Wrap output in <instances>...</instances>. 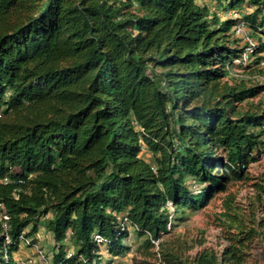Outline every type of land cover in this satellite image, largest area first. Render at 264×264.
Segmentation results:
<instances>
[{
	"label": "trees",
	"instance_id": "trees-1",
	"mask_svg": "<svg viewBox=\"0 0 264 264\" xmlns=\"http://www.w3.org/2000/svg\"><path fill=\"white\" fill-rule=\"evenodd\" d=\"M245 7L261 37L264 0H0V264H18L42 227L56 243L53 264H102L103 249L123 256L131 229L147 252L160 240L165 264H244L264 218L233 194L219 216L229 242L220 254L184 258L162 239L186 209L249 181L264 148V110L239 108L264 86L232 82L245 50L231 46L243 41L234 15ZM254 187L264 213V184Z\"/></svg>",
	"mask_w": 264,
	"mask_h": 264
},
{
	"label": "rangeland",
	"instance_id": "rangeland-1",
	"mask_svg": "<svg viewBox=\"0 0 264 264\" xmlns=\"http://www.w3.org/2000/svg\"><path fill=\"white\" fill-rule=\"evenodd\" d=\"M219 12L220 19L224 20L225 18L231 19L245 18L253 13V8L245 7L242 8L240 12H236L233 16L231 12L226 11L225 9H217ZM248 35L254 42L258 43V47L264 43V35L259 36L257 32L251 28L247 29ZM231 36L233 35V29L230 32ZM260 37V38H259ZM235 38V37H234ZM259 38L258 40H256ZM237 39V43H233L232 48H245V43L242 40ZM253 59L251 63L247 65H240L236 63L235 60V74L237 81L245 80L247 86L260 85L264 86V62L260 65L255 64L256 58L261 56L264 57V52L253 54ZM244 111H256L261 112L264 110V92H262L258 97L249 99L246 103L239 106ZM143 156L147 160H152V154L148 150L143 151ZM253 157L256 158V161L251 162L248 166L247 174L251 178L249 181H231L228 183V191L226 193L219 194L211 203L199 211L187 210L186 209V218L179 223V227L169 236L162 239L164 248H170L174 250H182L184 258H193L204 248H210L221 253L225 247L229 246V242L225 239V232L221 227L220 222V213L222 212L223 200L227 195L233 194L236 199L238 206L244 209V211L249 214V212L258 208L255 212V215L258 220L264 218V213H262L261 207L258 203L253 205L255 202L254 198L256 197V189L254 184L261 183L264 184V148L259 153L254 152ZM193 190L198 193L204 188V185L194 183L192 186ZM255 206V207H254ZM40 226L43 224L41 222ZM33 246H28L27 244H21L19 251L15 254V260L18 264H53V254L54 249L56 248V243L53 240L51 234L47 233L42 227L36 236L32 239ZM126 242L131 245L130 251L125 255L112 258L109 254L105 253L106 249H103L102 255V264H108L112 262L113 264H165L159 251L160 246H155V250L149 252L146 249H142V245L145 242V238H140L133 233L131 229L130 236L127 238ZM68 246L67 250L70 253L73 252V247L70 246V241L66 243ZM245 251V262L244 264H264V240L262 238L255 239V241L249 245ZM42 251V253H41ZM145 253L146 256L142 254ZM149 253H155L156 255H150Z\"/></svg>",
	"mask_w": 264,
	"mask_h": 264
},
{
	"label": "built area",
	"instance_id": "built-area-1",
	"mask_svg": "<svg viewBox=\"0 0 264 264\" xmlns=\"http://www.w3.org/2000/svg\"><path fill=\"white\" fill-rule=\"evenodd\" d=\"M239 18V22L237 23V25L234 28V34L243 39L246 47L245 50L242 54V58L240 60H236V63L240 64V65H247L250 62V58L251 56L255 53V51L258 48V43L254 42L253 39L250 38V36L248 35L247 29H248V24L247 22H245V20L240 19L241 16H238ZM167 207L173 210L174 204L171 201H167ZM120 222H121V230L125 231L127 229H129L130 225H131V221L129 220L127 215H124L120 218ZM173 223H174V216L171 215L169 218V223L167 225V231H171L173 228ZM94 240L95 243L98 245H105L107 246L108 244H110V240H108L107 238L103 237L100 234H95L94 235ZM153 244L155 246H159L160 240H152ZM42 253V251H41Z\"/></svg>",
	"mask_w": 264,
	"mask_h": 264
}]
</instances>
